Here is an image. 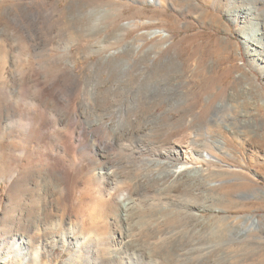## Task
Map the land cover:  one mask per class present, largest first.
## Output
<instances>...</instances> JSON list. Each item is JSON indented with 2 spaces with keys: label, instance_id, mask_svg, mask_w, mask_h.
Returning a JSON list of instances; mask_svg holds the SVG:
<instances>
[{
  "label": "rangeland",
  "instance_id": "1",
  "mask_svg": "<svg viewBox=\"0 0 264 264\" xmlns=\"http://www.w3.org/2000/svg\"><path fill=\"white\" fill-rule=\"evenodd\" d=\"M107 1L0 0V263L17 264V254L5 246L16 237L30 236L34 247H43L39 264H69L77 254L75 241L64 245L62 234L72 224L79 226L77 237L89 236L88 245L98 248L105 239L108 251L115 252L121 248L111 236L128 230L139 244L153 242L144 231L160 219L165 220L164 232L184 238L175 248L206 249L218 242V248L226 249L224 255L211 254L208 262L196 254L193 261L183 257L167 262L162 258L166 254L155 248L148 254L124 247L116 264H264L263 232L225 243L217 239V229L209 227L204 233L182 218L192 208L213 222L227 215H252L264 222V195L259 191L264 190V108L258 106L260 116L252 119L256 109L243 105L241 96L232 103L236 108H216L230 103L232 92L242 94L240 72L249 69L264 87V75L248 58L239 27L212 0L200 8L191 5L193 0H165L164 6L125 0L127 11L116 22L121 0ZM126 23L133 26L119 31L117 26ZM155 29L168 32L169 42L143 36ZM165 42L169 46L162 49ZM149 47L153 53H147ZM118 50L117 61L103 59ZM241 113H249L246 125L235 120ZM13 121L21 124L2 132ZM107 121L110 126H105ZM231 127L243 133L233 136ZM221 132L229 139L223 159L239 175L217 170L206 181L229 185L206 188L197 182L184 190L162 179V185L149 183L136 193L135 184L146 170H166L158 166L166 161L160 151L173 150L185 140L210 150L214 135ZM105 168L114 175L102 181L98 177ZM127 194L134 200V214L126 224L119 218L118 202ZM36 198L43 213L28 221ZM222 201L228 210L217 211ZM31 222L40 225L25 235L19 225ZM247 241L254 242L253 249L242 248Z\"/></svg>",
  "mask_w": 264,
  "mask_h": 264
},
{
  "label": "bare ground",
  "instance_id": "2",
  "mask_svg": "<svg viewBox=\"0 0 264 264\" xmlns=\"http://www.w3.org/2000/svg\"><path fill=\"white\" fill-rule=\"evenodd\" d=\"M109 1L111 2V4H113L116 0H109ZM137 1L140 2V3L156 4V5H160V6H164L165 5V0H137ZM183 1L187 2L188 0H183ZM193 1H194V4L192 3L191 5L199 6V8H200V6L204 7L205 3H209L208 2L209 0H193ZM119 3L122 6V10L121 11L118 10L119 13L113 17L115 22L119 18H121V16H124L125 12L127 11V9H125L128 6L126 1L125 0H121ZM96 4H98V3H96ZM107 4H109V3H107ZM107 4H105V5L107 6ZM212 4L215 7H217L218 9H222V12L225 14L227 19L232 24H234V25L239 27L238 31H239L240 36L242 37V43L244 45V48H245L246 53L248 55V58L252 62L253 67H255L260 73H262L264 75V26H263L264 24L261 25L262 20H264V0H212ZM105 12H106V10H105ZM220 19H221V17H220ZM141 23H146V21L145 22H141ZM223 23H224V21H223ZM131 26H133V23H126L124 25H118L117 28L120 31L122 29H127V28H129ZM226 27L230 31V26L228 24H226ZM74 33H75V35L77 34V32H73V34ZM86 34L87 33H85V35ZM77 36H78V34H77ZM95 36H96V34H95ZM118 36H121L120 32H119ZM143 36H147L148 39H156V40H159V41L167 40L168 42H169L168 39L171 38L170 34L168 32H166L165 30H163V29H155V30H153L151 32L150 31L149 32L148 31L147 32H143ZM92 37H94V36L92 35ZM161 46H162L161 47L162 49H165V48H167L169 46V44L165 42V44H163ZM90 48L93 50V46L92 47L90 46ZM153 50H155L154 47H149L147 49V53H151V52L153 53L154 52ZM120 52H122V50L111 52L110 54L106 55L103 59L104 60H109V61H111L113 59V60L117 61V59L119 57L117 58L115 55L119 54ZM173 53H175V52H173ZM156 57H157V54L153 55L151 57V61H154L156 59ZM174 58H175V56H174ZM172 60H173V58H172ZM176 61L179 62L178 60H176ZM67 62L73 68V62H71L69 59L67 60ZM157 62H159V61H157ZM250 73H252V72L249 69H247V71L240 72V73L237 74V80L240 83V85H241V83L242 84L245 83V86L241 89L242 94L240 92L239 93L241 95L237 94L238 92L237 93L232 92L228 96V100L230 101V103H227V104L218 103V105L216 107L217 109H221L222 110V109L228 108V107L236 108L235 105L237 104L238 100L240 101L242 99L241 97H243L244 98L243 105H245L247 107L253 105L255 107V109H256V113L252 117V119H254L255 116H260V112L258 111V106L262 105V107L264 108V87L259 83V81L257 80L256 75L253 74V73H252V75H250ZM86 94H87V92H86ZM232 103H235V105H233ZM254 107H252V108H254ZM248 116H249V113L242 114L241 115L242 118L238 115L235 120L236 121L238 120L241 124L246 125L247 123H249L248 119L246 118ZM100 121H99V123H101ZM13 122H12V124L10 123L9 125L5 126L3 128L4 130L2 132H4L5 130H9L13 126H16V124H17V126H18V124L20 125L21 124L20 122H22V120H20L19 123L17 121H13ZM234 123H236V122H234ZM102 124H103V122H102ZM104 124H105V126L109 125L108 121L104 122ZM28 126H30V124ZM98 126H100V125H98ZM113 126H115V125H113ZM28 129H29V127H28ZM5 133H6V131H5ZM230 133L233 136L238 137V135L240 136L243 132L240 131V130L234 129V127L233 128L231 127ZM212 136H213L212 133H208L207 134V137L211 138ZM214 136H215L214 137L215 141L212 140V144H211V149L210 150H200L196 146V144H195L196 142L194 143L192 140L191 141L190 140L189 141L185 140V141H182V142L180 141L178 144H176V146L174 147L173 150H162V151H160V156L165 157L166 161H163V160L159 161L158 162V166L163 165V166L166 167V170H165V168H164V170H165L164 172H161L160 170H158V168H157V170H154V168L153 169L149 168L148 170H146L141 175V177L137 181V183L135 184L136 193H139V191L141 189H144L149 183H150L149 185H151L152 183L154 184L155 182L161 181V185H162V179H164V181L168 185L173 184L174 182H176V183H178L177 184L178 187H180V188L182 187L183 189L186 186H188V185L190 187L194 183L197 184V182L201 183L206 188L207 187H209V188L210 187H214V188H216V187H218V188L226 187L227 184H228L227 183L228 181H224V182L218 181V182H213V183H210V182L206 181V177L207 176H211L212 177L214 172L217 171V170L219 171V173H220V171H223V173H226V174H238L239 175L238 170L236 168H232V166L227 165L225 163L224 159H223V156L229 153V149H228L229 139H228L227 135H225L224 132H221V133H218V134L216 133ZM263 136H264V134L262 135V137ZM258 138H261V137L258 136ZM107 143H103L102 147L104 148L107 145ZM193 146H196V147H193ZM202 148L204 149V147H202ZM157 158H159V156ZM156 161H158V159ZM171 164H173L174 166H172ZM179 164H181V166H179ZM204 165H211V166H213V168H212V170L211 169H204L203 168ZM105 169L106 170H103V172L101 171V173L99 174L100 177H98L102 181H106V180L111 179L112 174H113V172L109 171L110 168L109 169L105 168ZM207 172H209V174ZM241 174H242V172H241ZM229 181H231V180H229ZM167 184H166V186H167ZM192 186H194V185H192ZM165 188H167V187H165ZM201 189H202V187H201ZM184 190H186V188ZM214 190H216V189H214ZM206 191H207V189H206ZM259 191L264 195V190H259ZM207 192H209V191H207ZM214 193H215V191H214ZM127 197H128V194L127 195H122V197L119 199V202H118L119 203V208H120V212H119L120 214H118L119 218H120L121 221H124L126 224L129 221L128 218L132 214H134L133 213L134 204H132L134 200H132L130 197H128V198ZM202 199H204V198H202ZM39 200H41V199H39ZM205 200L207 201V199H205ZM33 202H34V205L29 209V216L28 217L30 218V220H28V221H32L35 218L37 219L41 215V213H43V212H41V210L43 209L41 207V204H40L41 202L39 203L37 198L34 199ZM222 202H223V204L224 203L225 204L220 206V207L218 206V208L216 209L217 211H226V210H228L226 202H224V201H222ZM186 206H184V207H186ZM197 206L198 205H196V207ZM44 210H45V208H44ZM117 210H119V209H117ZM165 211H167V210L165 209ZM183 212H185V213H184V217H182V218H186L188 221H190L191 222L190 225H193L194 227H196V229L198 231H203L204 233L208 232V228L209 227H212V229H217V233H218V238L217 239H219L220 242H225V243L227 241L231 242L230 239L232 237H235V238L237 237V239H246V238L249 237L250 233L256 232V231H261V232L264 233V222L262 220H260L259 218L255 217V216H252V215H244V216H240V217H234V216L227 215V216H223V217L217 219L218 221H215V222H217V223H215L211 219H206V218H202V217L198 216L196 213L192 212V208H188L187 211H183ZM180 214H181V212H180ZM50 216L47 215L45 217H50ZM178 218H180V217H178ZM213 218H215V217H213ZM118 219H117V221H118ZM131 219H130V221H131ZM163 221H165V220H163ZM163 221L158 219V220L154 221V223H152L150 225L147 224L148 226L146 227V229L144 231V237L149 236L150 239L153 240V242L150 241V242H146V243H142V244H139L138 240H135L131 235H128V233H129L128 230L124 231V230H122V228H120L122 231L119 232L118 236H111V237H114V239L109 237L112 240H114L115 243L120 245L121 249L117 250L115 252L108 251V249H110V248H108V246H106L107 248L105 247V245H106V243L104 242L105 239L103 241H100L101 245L99 244L100 247H98V248H93L94 246L88 245L89 244V240H90L88 238L89 236H87V237H77L76 233H78L77 231H78V227L79 226L75 225L76 223L75 224L71 223L72 225L70 226L69 230L67 232L63 231L64 233L62 234V240H63L62 242H64V245H66V244H68L70 242L71 239H74V241H75L74 243L75 244L73 245L72 248L75 249L77 254L74 256V258L71 256L72 259H70L71 261H70V263L69 262L68 263L69 264H116L117 262H115V261L119 260V258L121 256V253L123 252L122 249H124V247H127V248L128 247H138V248H140V250H142V252L144 251L143 253H148V254H150L152 250L157 249L156 251L164 252L166 254L165 257L163 256L162 258L164 260H166L167 262H169V261L171 262L174 259L177 260V261H180L181 258H183V257H186V259L188 257V260H189V259L194 257L193 256L194 254L198 255L201 258L204 257V261L208 262V261H210L209 255H211V254H214L215 256H220L221 254L224 255L223 253H225L224 250H226V249L218 248L217 247L218 242H215L216 245H212L210 243L212 245V246L210 245V247H208V244H207V248L206 249L205 248L204 249H200V247L197 248V246H196V248H193V249H189L188 248L186 250L181 249V248H175L176 246L185 243L184 238L183 237H179L175 233L174 234H170L169 233L170 231L169 232H164L163 229H162V226L164 224ZM240 221H242L243 226L241 225L242 223H240ZM119 223H121V222H119ZM184 223H186V222H184ZM20 224L21 225H19V227H21V230H23L25 235H26V233L29 234L30 232H32L34 229H36L40 225V224H38L36 222H31L29 224L28 223H20ZM126 224H125V226H126ZM133 224H132V226H133ZM179 224H178V226H179ZM184 226H186V225H184ZM187 226H189V224ZM123 228H125V227H123ZM128 228H129V226H128ZM190 228H191V226H190ZM179 229H181V228H179ZM116 231H118V229ZM139 231H140V229H139ZM139 231H138V233H139ZM177 232H178V229H177ZM182 233H180V234H182ZM133 234H135V232ZM159 234H161L162 236L159 237L158 236ZM99 239L102 240L101 238H97L96 240H99ZM136 239H138V238H136ZM106 240H108V239H106ZM112 240H109V241L112 242ZM216 241H218V240H216ZM196 242L197 241L195 240V242H193V243L195 244ZM33 245H35L33 238H30V236H23V237H16L14 240H12V242L7 243L5 246L6 247L8 246L7 250L13 249L14 250L13 252H15L17 254V259H16L17 264H30V263L39 264V262L41 260V255H42L41 252L43 250V247L42 246L34 247ZM93 245H95V244H93ZM241 246H242V248H246V249H251L252 248L253 249L254 248V242L247 241L245 243H242ZM228 247H231V245H229ZM32 250L35 251L33 253L34 257L32 256L33 255L32 254ZM179 252H182V253H179ZM72 254H74V253H72ZM194 258H196V257H194ZM199 260L201 261V260H203V258L202 259L199 258ZM199 260H197V261L200 262ZM0 264H8V262L5 261V262L0 263ZM215 264H217V262Z\"/></svg>",
  "mask_w": 264,
  "mask_h": 264
}]
</instances>
